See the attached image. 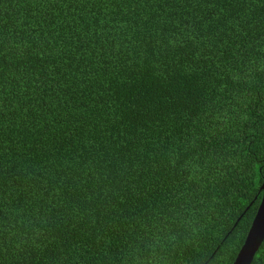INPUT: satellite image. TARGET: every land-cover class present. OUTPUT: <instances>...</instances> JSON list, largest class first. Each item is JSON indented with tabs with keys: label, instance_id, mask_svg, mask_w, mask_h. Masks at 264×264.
<instances>
[{
	"label": "trees",
	"instance_id": "16d2710c",
	"mask_svg": "<svg viewBox=\"0 0 264 264\" xmlns=\"http://www.w3.org/2000/svg\"><path fill=\"white\" fill-rule=\"evenodd\" d=\"M263 183L264 0H0V264H234Z\"/></svg>",
	"mask_w": 264,
	"mask_h": 264
},
{
	"label": "water",
	"instance_id": "95a60500",
	"mask_svg": "<svg viewBox=\"0 0 264 264\" xmlns=\"http://www.w3.org/2000/svg\"><path fill=\"white\" fill-rule=\"evenodd\" d=\"M262 203L250 229L246 242L234 264H253V261L264 243V183L261 187Z\"/></svg>",
	"mask_w": 264,
	"mask_h": 264
}]
</instances>
